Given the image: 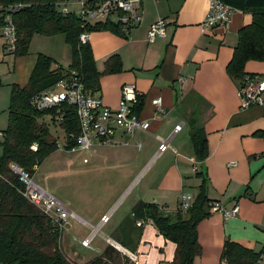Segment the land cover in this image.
<instances>
[{
  "label": "crops",
  "instance_id": "1",
  "mask_svg": "<svg viewBox=\"0 0 264 264\" xmlns=\"http://www.w3.org/2000/svg\"><path fill=\"white\" fill-rule=\"evenodd\" d=\"M208 3L209 0H141L140 22L127 34L100 28L91 32L87 42L100 72L93 93L106 106L117 108L122 85H134L143 95L139 116L150 124L147 131L132 135L117 130L115 145L103 146L96 141L89 149L109 160L102 168L116 169L113 174L118 177L131 166H138L129 146H135L141 156L149 159L137 185L142 184V178L144 183L131 197L124 215L110 228L112 238L119 243L109 238L118 247L113 246L128 258V254H135L137 264H169L175 251V244H168L150 223L136 222L131 207L137 200L164 205L166 213L174 214L181 194H189L194 200L203 190L211 202L226 209L237 207L234 216L224 218L211 212L209 204V214L197 225L202 254L194 264H219L226 239L255 251L264 244V91L261 104L241 107L236 81L226 69L238 32L252 17L249 12L235 10L226 24L202 32L200 23ZM159 17L165 20L163 35L149 41L150 25ZM6 54L13 53L4 50L0 33V59H5ZM112 54L119 56L121 69L104 72L105 61ZM36 59L13 56L10 89L12 83H27ZM244 71L264 76V59L248 60ZM180 77L186 79L183 84ZM156 97L161 98L165 114L156 112L152 103ZM177 125L180 129L174 131ZM193 130L205 136V154L201 158L191 138ZM159 138L168 139V148L160 153ZM96 156L93 171L101 167L96 161L102 158ZM194 165H198V172L192 170ZM62 242L65 253L78 262L96 257L105 248L98 249L96 256L79 259L75 253H68ZM76 253L81 255L77 250ZM126 264L134 263L129 259Z\"/></svg>",
  "mask_w": 264,
  "mask_h": 264
},
{
  "label": "trees",
  "instance_id": "2",
  "mask_svg": "<svg viewBox=\"0 0 264 264\" xmlns=\"http://www.w3.org/2000/svg\"><path fill=\"white\" fill-rule=\"evenodd\" d=\"M222 1L235 10L251 13L252 17L251 22L239 30L237 45L226 67L230 77L238 81L244 74H249L244 71L248 60L264 59V0ZM65 4L66 0H0V26L4 23L5 15H9L17 32L15 49L8 53L25 54L33 33H63L71 47V61L66 70H62L61 66L52 68V58L39 53L27 83L11 84L8 123L0 138V264L129 262V258L111 244L88 261L70 259L61 244L62 223L24 196V187L10 167L14 163L33 173L36 166L60 147L57 136L50 130L51 121L63 132V149L72 150L77 146L79 129L74 107L63 103L38 108L31 99L69 77L72 72L82 79L89 92H93L98 87L100 72L96 69L88 43L78 41L79 34L84 30L100 28L123 33L114 23H84L76 11H63ZM120 69L119 56L110 55L105 61L104 72ZM56 113L61 115V120L54 119ZM191 138L197 154L203 157L204 134L200 130H193ZM209 204L213 206L218 203L211 202L202 190L191 206L184 210L178 205L174 214L166 213L164 205L144 200H137L131 212L138 224L150 223L175 244L169 264H194L195 258L202 254L197 225L209 214ZM219 264H264V244L255 251L226 239L222 244Z\"/></svg>",
  "mask_w": 264,
  "mask_h": 264
},
{
  "label": "built area",
  "instance_id": "3",
  "mask_svg": "<svg viewBox=\"0 0 264 264\" xmlns=\"http://www.w3.org/2000/svg\"><path fill=\"white\" fill-rule=\"evenodd\" d=\"M79 10L77 13L86 22H114L120 30L127 34L129 29L136 26L141 19V0H79ZM63 7V11H67ZM235 8L226 4L222 0H209L207 11L200 23L201 31H208L216 26L226 24L231 18ZM165 20L159 17L150 25L147 36L149 41L163 35ZM0 33L3 38V48L6 52L13 51L16 46L17 32L16 27L9 15H5L4 23L0 26ZM89 31L84 30L79 34L78 41L82 44L89 40ZM181 84L186 79L179 78ZM63 90L56 93L47 91L35 95L31 102L38 108H48L59 106L66 103L74 107L79 134L77 137V146L73 147L80 150L92 149L97 141L103 146H113L116 144L115 135L117 130L122 133L132 135L136 132H145L149 129V122L139 116V107L142 101V94L134 85L124 84L121 87V96L117 108L106 106L98 94L89 92L82 79L72 74L62 79ZM237 95L241 107H248L254 104H261L263 101L262 93L264 91V76L244 74L238 81ZM155 110L158 113L165 114V109L161 104V98L156 97L152 100ZM54 119L61 120V115L56 113ZM180 129L177 125L174 131ZM3 137V131L0 130V138ZM161 141L158 152H163L168 148V139ZM127 145V143H125ZM140 145V144H138ZM11 169L18 175L19 181L24 187L23 194L35 205L39 206L43 212L57 219L63 227L66 218L71 212L66 209L54 196L46 192L42 187L32 179V173L12 163ZM197 172L198 165L192 167ZM192 198L189 194H181L179 206L181 209H187L191 206ZM211 212H218L224 218L234 216L237 207L226 209L216 204L210 207ZM108 217L103 215L102 222L107 221ZM89 239H84L82 244L87 246ZM129 259L136 262V255L128 254Z\"/></svg>",
  "mask_w": 264,
  "mask_h": 264
},
{
  "label": "rangeland",
  "instance_id": "4",
  "mask_svg": "<svg viewBox=\"0 0 264 264\" xmlns=\"http://www.w3.org/2000/svg\"><path fill=\"white\" fill-rule=\"evenodd\" d=\"M78 1L67 0L65 7L77 12L79 10ZM92 31L94 30L89 31V36ZM39 53L52 58V68L61 66L62 70H66L71 61V47L63 33L54 35L33 33L30 36L25 54H6L5 59H0V130H4L8 123L6 108L9 104L10 82L14 78L12 73L13 56L28 55L36 58ZM62 90L63 83L59 82L50 87L48 91L56 93ZM49 127L51 132L57 136L60 147L35 167L32 179L71 212L62 228L61 240L63 242H61L64 243L68 253H75V258L88 259L99 254L98 249L103 246L114 245L113 241L117 242L112 238L110 228L115 226L116 221L124 215L131 197L144 183L145 180L142 178V184L137 185L141 178L139 174L149 159L141 156V152L137 151L135 146H129L128 150L135 152L134 156L138 160V166H131L130 170L122 172L123 174L118 177V175L113 174L116 169L105 170L102 168V165L109 160L105 161L103 157L96 156V152L78 148L63 149V132L53 121ZM95 156L102 158L96 161V163L101 164V167L93 171L92 165L95 162ZM102 213L108 217L105 222H102ZM99 221L101 226L98 227L96 225ZM103 224L105 225L102 227ZM83 237L89 239L87 246L82 244L84 239L81 240V238ZM109 238H112L113 241H110ZM167 241L168 244L172 243L168 239ZM71 245L74 247L73 250H71ZM76 250L81 255H78ZM68 257L72 259L71 256L68 255ZM133 263L137 264L134 261ZM161 264H165V262L162 261Z\"/></svg>",
  "mask_w": 264,
  "mask_h": 264
},
{
  "label": "bare ground",
  "instance_id": "5",
  "mask_svg": "<svg viewBox=\"0 0 264 264\" xmlns=\"http://www.w3.org/2000/svg\"><path fill=\"white\" fill-rule=\"evenodd\" d=\"M114 245H116L115 243H114ZM117 246V245H116ZM118 247V246H117Z\"/></svg>",
  "mask_w": 264,
  "mask_h": 264
}]
</instances>
